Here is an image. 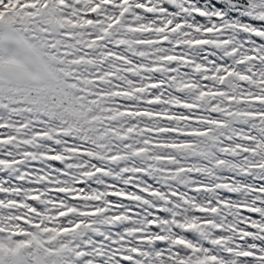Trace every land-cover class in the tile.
<instances>
[{
	"label": "snow or ice",
	"instance_id": "snow-or-ice-1",
	"mask_svg": "<svg viewBox=\"0 0 264 264\" xmlns=\"http://www.w3.org/2000/svg\"><path fill=\"white\" fill-rule=\"evenodd\" d=\"M0 264H264V0H0Z\"/></svg>",
	"mask_w": 264,
	"mask_h": 264
}]
</instances>
